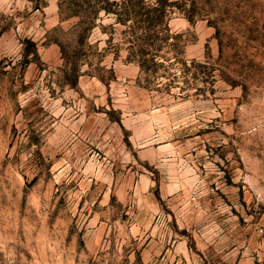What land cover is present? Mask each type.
Returning a JSON list of instances; mask_svg holds the SVG:
<instances>
[{
    "label": "rangeland",
    "instance_id": "374dc122",
    "mask_svg": "<svg viewBox=\"0 0 264 264\" xmlns=\"http://www.w3.org/2000/svg\"><path fill=\"white\" fill-rule=\"evenodd\" d=\"M45 1L0 0V264H264V0L174 15L215 80L170 93L100 28L68 86L77 21Z\"/></svg>",
    "mask_w": 264,
    "mask_h": 264
},
{
    "label": "trees",
    "instance_id": "16d2710c",
    "mask_svg": "<svg viewBox=\"0 0 264 264\" xmlns=\"http://www.w3.org/2000/svg\"><path fill=\"white\" fill-rule=\"evenodd\" d=\"M32 1L40 3L42 9L47 7L45 0ZM189 1L59 0L61 23L77 21L69 31L74 35L73 45L54 41L61 49L67 85L76 89L83 67L93 68L92 62L97 60L101 63L103 53L107 52L99 51L90 44L92 33L98 28L109 35V50L120 51L121 46L114 45L115 37L120 35L121 43L127 52V62L140 68L141 76L146 78L148 90L153 91L155 87L160 86L155 84L156 80L168 81V84L161 83L163 87L158 88V92L169 93L180 79H183L187 88L178 87L182 92L191 90L200 82L211 84L215 80L214 71L207 65L197 64L196 61H186L181 41L183 37H175L171 33L170 22L177 13L185 15L192 24L198 19L197 11L186 9ZM105 19H110L113 23L105 26L102 24ZM33 47L35 51L29 52L31 55H37L36 45ZM197 67L209 69V73H203L205 77L200 78V73H194V70H198Z\"/></svg>",
    "mask_w": 264,
    "mask_h": 264
},
{
    "label": "crops",
    "instance_id": "0c3cea01",
    "mask_svg": "<svg viewBox=\"0 0 264 264\" xmlns=\"http://www.w3.org/2000/svg\"><path fill=\"white\" fill-rule=\"evenodd\" d=\"M55 1V0H54ZM58 2H59V0H58Z\"/></svg>",
    "mask_w": 264,
    "mask_h": 264
}]
</instances>
